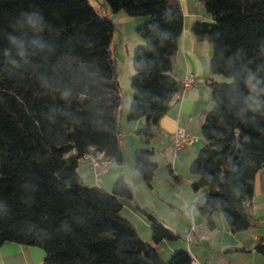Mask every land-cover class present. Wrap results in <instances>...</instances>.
<instances>
[{"label": "trees", "instance_id": "trees-1", "mask_svg": "<svg viewBox=\"0 0 264 264\" xmlns=\"http://www.w3.org/2000/svg\"><path fill=\"white\" fill-rule=\"evenodd\" d=\"M199 2L210 20L194 21L191 31L212 47V106L200 118L204 144L189 165L191 189L204 191L193 206L208 229L218 210L237 233L254 225V178L264 166V0ZM102 5L143 18L135 28L143 44L133 50L127 119L144 118L136 133L147 144L183 89L171 73L181 7L178 0ZM113 31L89 0H0V245L40 247L44 264H191L182 248L168 259L160 254L158 244L180 234L148 210L151 242L139 237L123 216L121 200L132 197L124 177L108 191L77 172L83 156L122 160ZM152 154L151 147L133 154L147 186L158 166ZM254 248L264 256L262 240Z\"/></svg>", "mask_w": 264, "mask_h": 264}, {"label": "crops", "instance_id": "crops-1", "mask_svg": "<svg viewBox=\"0 0 264 264\" xmlns=\"http://www.w3.org/2000/svg\"><path fill=\"white\" fill-rule=\"evenodd\" d=\"M178 2L183 14V25L171 73L178 80H182L188 72L193 73V88L182 89L179 98L159 119L155 128V135L147 144L141 141L136 133L142 127L144 118L129 121L126 118L127 107L123 105L118 115L119 134L121 135L119 138L122 154L121 163L110 162L106 171L98 176H95L88 156L81 157L77 164V172L86 184L97 185L106 190L112 189L113 182L117 177H124L130 184L132 197L121 200L123 216L127 219L132 218L130 219L132 223L135 221L141 223L145 231H149L150 226L143 210L152 212L161 220V214L157 210H161V205L167 202L171 206L174 204L175 211L179 209L180 215L182 214L187 220L185 224H182L183 227L186 228L191 221L200 224V231L204 227L201 216L195 214L193 209V203L204 194V191L194 192L191 189L190 184L196 176L190 172L189 165L204 144L200 130V118L212 106L211 92L206 82L212 47L208 41L197 39L191 31V26L196 20L209 21L210 17L199 0H178ZM142 20L143 18L135 19V23L138 24ZM176 128L186 129L196 137V140L186 145L181 151L174 153L169 136ZM145 147H151L153 152L151 159L163 167L161 181L168 185L165 194L159 192L160 180L158 176L155 175L151 185L147 186L142 182L133 165L134 152ZM164 167H167L170 176L169 169H171L179 181L173 180L174 182H172V177L169 178L168 173L164 172ZM182 181L187 183L184 185L189 187L188 191L181 188ZM125 203H127L126 208L124 207ZM184 210L187 215L184 214ZM250 210L255 217L254 227L260 223L262 224V226H258L260 229L257 227V230L254 229L253 231L251 229L253 226H251L245 231L231 233L226 222L220 220L219 216L217 218L215 216L217 219L215 229L211 230L210 233H204L205 237L202 240L194 242L201 244L202 241H206V248L202 251L200 248H188L187 251L189 254L191 252L190 256L192 257L191 264H253V260L249 259L248 256H253V252L256 251L254 248L255 241L257 239L264 241V219L261 216L262 211H264V166L258 170L254 178ZM161 221L163 222V220ZM217 222L220 227V235L218 232L214 233ZM133 224L135 225V223ZM163 224L165 225L164 222ZM135 227L138 233L137 226L135 225ZM170 228L174 227L170 226ZM217 235L219 236L216 237ZM216 238H218L217 247L213 245L214 242L212 241ZM146 240L151 242V240ZM162 245L166 247L169 253L175 248L183 249V245H172L161 241L157 246L159 252ZM213 247L217 251H213ZM0 264H44V251L36 246L6 242L0 245ZM260 264H264V261L261 260Z\"/></svg>", "mask_w": 264, "mask_h": 264}, {"label": "rangeland", "instance_id": "rangeland-1", "mask_svg": "<svg viewBox=\"0 0 264 264\" xmlns=\"http://www.w3.org/2000/svg\"><path fill=\"white\" fill-rule=\"evenodd\" d=\"M89 3L91 4V6L97 10L98 13L100 14H107L109 16V19L113 22L114 24V31H113V35L111 38V43H110V50H111V56L114 62V72H115V77L120 89V94L122 97V106L125 105L127 107V113H128V109L130 106V102H131V96H132V91L130 88V80L132 75L134 74V68H133V63H132V57H133V50L135 47L140 46L143 44L142 41H138L141 40L140 37L138 36V34L136 33V26H138L139 24L135 23V19L139 20V18H142V16H138V17H134V16H128L126 15L123 11H118V12H111L107 7H104L103 4V0H89ZM143 23V22H141ZM140 23V24H141ZM127 118V115H126ZM157 163V162H156ZM163 167L159 166L157 167V170L155 172V175L158 176V179L160 180L159 183V192L161 194H165L168 190L166 183L162 182L161 179V175L163 174ZM164 172L168 173V169L167 167H164ZM169 178H171V176L168 173ZM171 181H173V179L171 178ZM186 182L182 181L181 184V188L184 190H189V187L187 188V185H184ZM187 184V183H186ZM111 190V189H110ZM108 190V191H110ZM123 201V200H122ZM126 202V201H124ZM126 204L125 203V208H126ZM161 205V204H160ZM174 206V204H172ZM173 206H171V204H169L168 202L164 205H161V210H157L158 213L161 214V220H163V222L165 223V227L167 229L173 230L175 233L180 234V237L175 239V240H164L163 242H167L169 244L172 245H183V249L188 250V248H200V251L204 250L206 248V241H202L201 244L200 243H194L197 242V240H194V244L188 245L186 240H185V236L186 233L189 230L190 227V222L188 223V226L183 227L182 224H185V221L187 222V220L184 218V216H182V214L180 215V213L178 212V210L175 208H173ZM194 212L195 214L199 213L196 211L195 208ZM126 213V212H125ZM184 214H186L185 210H184ZM176 216V218H175ZM217 218V216H219L220 220H224L223 215L220 211H216L214 214V218ZM261 216L264 219V211H262ZM187 217V216H185ZM178 218V219H177ZM215 218V221H217V219ZM132 218H129V220ZM132 221V220H130ZM135 221V220H133ZM225 222V220H224ZM135 223V225L137 226L138 229V235L139 237L143 240L148 242L146 239H148L149 241L151 240V230L149 228V231H145L143 228V225L139 222H133ZM257 224V223H256ZM258 226H262V224L258 223ZM174 227V228H170ZM257 226V227H258ZM257 227H254L253 225V231L254 229L257 230ZM258 229H260V227H258ZM220 227H219V223L217 222V228L216 231H214V233L218 232V234L220 235L221 232L219 231ZM210 229H208L207 227H203V229L200 231L202 233V236H204V233H210ZM219 235H217L216 237H218ZM214 243L213 245H216L217 247V243H218V238L213 239L212 240ZM264 242V241H263ZM209 243V242H208ZM211 244V243H209ZM196 246V247H195ZM175 249H179V248H175ZM172 249L171 252H167L166 247L164 245L160 246V253L161 255L165 258L168 259L171 255V253L175 250ZM214 249V250H213ZM213 251H217V249L215 250V247L212 248ZM191 254V252H190ZM249 259L253 260V264H260L261 260L264 261V256L261 255L259 252L254 251L253 252V256H248Z\"/></svg>", "mask_w": 264, "mask_h": 264}, {"label": "built area", "instance_id": "built-area-1", "mask_svg": "<svg viewBox=\"0 0 264 264\" xmlns=\"http://www.w3.org/2000/svg\"><path fill=\"white\" fill-rule=\"evenodd\" d=\"M182 87L183 89L193 88L194 86V74L191 72L186 73L182 78ZM121 137L118 134V139ZM170 144L174 153L181 151L185 148L186 145L196 140V137L191 135L184 128H176L169 136ZM90 164L94 170L95 176L99 173L106 171L110 161L106 158H98L89 156ZM203 239V236L200 232V224L191 221L188 232L186 233L185 240L188 245L192 244L194 240L200 241Z\"/></svg>", "mask_w": 264, "mask_h": 264}]
</instances>
